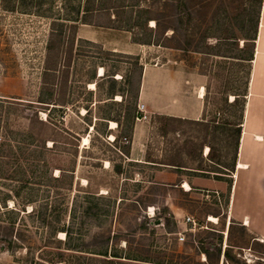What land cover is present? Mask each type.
I'll use <instances>...</instances> for the list:
<instances>
[{
	"label": "rangeland",
	"instance_id": "rangeland-1",
	"mask_svg": "<svg viewBox=\"0 0 264 264\" xmlns=\"http://www.w3.org/2000/svg\"><path fill=\"white\" fill-rule=\"evenodd\" d=\"M183 2L0 0V264H100L99 254L146 260L125 259L130 264H264V239L238 217L232 174L220 175L216 164L234 162V132L225 126L240 119L261 0ZM76 18L125 29L123 43L133 34L146 43L127 52L75 34L55 72L58 82L67 71L66 89L54 92L66 103L49 104L47 119L37 101L46 42L55 30L69 33ZM168 61L206 76L203 119L216 130L148 113L136 119L140 65ZM111 87L123 91L122 102L119 94L107 98ZM234 94L239 103L231 105ZM99 115L119 125L96 121ZM135 123L150 130L141 161L128 156ZM52 205L69 236L41 223Z\"/></svg>",
	"mask_w": 264,
	"mask_h": 264
},
{
	"label": "crops",
	"instance_id": "crops-1",
	"mask_svg": "<svg viewBox=\"0 0 264 264\" xmlns=\"http://www.w3.org/2000/svg\"><path fill=\"white\" fill-rule=\"evenodd\" d=\"M121 31L125 32V29H103L101 25L94 27L82 23L77 26L76 34L80 39L104 46L116 45L122 51H127V47V52L135 51L140 43L132 40L123 43L119 39ZM248 61V85L231 171V201L240 194L238 217L257 237L264 239V0H261L252 55ZM141 68L137 95L146 113L192 121L204 118L206 76L198 69L179 61L143 64ZM149 132L148 127L134 124L128 155L131 160L143 159ZM239 164L242 168L238 167ZM170 174L168 180L172 181L175 176L173 178ZM183 183L190 187L187 180H182L181 186Z\"/></svg>",
	"mask_w": 264,
	"mask_h": 264
},
{
	"label": "trees",
	"instance_id": "trees-1",
	"mask_svg": "<svg viewBox=\"0 0 264 264\" xmlns=\"http://www.w3.org/2000/svg\"><path fill=\"white\" fill-rule=\"evenodd\" d=\"M176 3L178 6H183L184 2L183 0H176ZM179 20H181L180 18V14H179ZM68 28H70V32L69 33H65L66 31L59 29V30H55L54 32H52V34L50 35V38L47 40L46 42V46H45V51H46V57H45V63H44V68H43V73H42V88H41V92H40V97L38 98L39 100H37L38 102L42 103L43 105H46L45 110H48L47 112V119H49L51 116V111L52 109H54L55 107L52 108H48L49 104H53V105H64V103H66V100L64 97L62 96H58L56 94V96H54V92L57 91V86L60 88V90L64 91L66 89L67 86V71H63L62 72V76L60 77V81H56V76H55V72H58V69L56 68L57 63H59L62 54L67 53L68 51H70V48L73 46V43L75 42L76 38H75V34H76V29H77V25H78V19H72L68 22ZM118 28V27H116ZM122 29V28H119ZM132 26H129L128 28H126V30L132 31ZM143 29V28H142ZM175 30V29H173ZM255 38H253L254 40ZM83 42H87L90 43L91 41L82 39ZM132 41L136 42V43H140V44H145L146 42L140 41L138 39H136L134 37H132ZM252 55V53H251ZM134 59L138 60L139 57L138 56H134ZM251 59V56L250 58ZM70 59L67 58V61H63V64H61L63 67L64 66H68V61ZM65 63L67 65H65ZM101 67H105L104 65H100ZM142 67V65H140ZM95 78V71L91 72L90 76L86 79V82H91L93 79ZM119 94L122 98L119 102H122L123 100V91L119 90L116 91L114 90L112 87L106 92L107 98H112L114 95ZM245 96V93L243 94V97ZM62 97V98H60ZM239 103V94H234V98L231 101V105H236ZM243 105L244 103H242L241 106V112H240V119L239 122H236L234 124H229L227 123L225 127H232V130L234 132V145H235V156H234V160L236 157V148H237V142H238V137L240 134V123H241V119H242V113H243ZM88 112V111H87ZM134 115H136V110L134 112ZM163 117V116H162ZM97 120L99 122H102L103 120H112L114 122L117 123V125H119V120L116 117L110 118L108 116H97L96 117ZM166 120L169 121H177V122H181L184 119H180V118H175V117H167L165 116ZM190 122H193L195 124H207L211 123L212 129L216 130L218 124H215L214 121H204V119L202 120H197V121H192V120H187ZM91 125V123H88ZM224 132V131H223ZM118 140V136H115L113 142H117ZM211 149V148H210ZM110 161V160H109ZM216 164L218 165V168L220 169L219 171H217L218 173L221 174H228L229 172H231L233 170V166L231 167V169L229 168H223V166L220 164V161L218 160V162H216ZM177 170H180L181 167H183V165L180 164H174ZM113 170L115 173L120 174L122 172V164L121 163H114L113 164ZM199 170H201L200 168H197ZM224 171V172H223ZM45 213L44 216H40V220L41 223L44 225V227L46 229H48L49 234H56L58 232H63L65 235H70V230H69V224L65 223L64 221L61 222L59 216L56 214V209L55 206L52 205L50 207L45 206ZM55 214V215H54ZM159 219V218H156ZM226 253V252H225ZM102 256V258H99L101 260L100 264H130L129 262H126L125 259H131V260H141V261H146V260H142V259H137V258H129V257H122L119 256L117 254H99ZM206 258H208V254H205ZM223 256H229V254H223ZM91 259L89 260V262L91 263ZM55 263H60L62 264V261H55Z\"/></svg>",
	"mask_w": 264,
	"mask_h": 264
},
{
	"label": "built area",
	"instance_id": "built-area-1",
	"mask_svg": "<svg viewBox=\"0 0 264 264\" xmlns=\"http://www.w3.org/2000/svg\"><path fill=\"white\" fill-rule=\"evenodd\" d=\"M147 113L144 111V105L143 104H138L137 106V110H136V119L137 120H146L147 119ZM186 222L188 223H194L193 219L190 217L186 218ZM181 233H178V235H180ZM184 237L183 235L179 236V240H183Z\"/></svg>",
	"mask_w": 264,
	"mask_h": 264
},
{
	"label": "bare ground",
	"instance_id": "bare-ground-1",
	"mask_svg": "<svg viewBox=\"0 0 264 264\" xmlns=\"http://www.w3.org/2000/svg\"><path fill=\"white\" fill-rule=\"evenodd\" d=\"M98 72H99V75H102V73H103V67H99L98 68ZM202 93V92H201ZM200 93V94H201ZM110 123H111V125L112 126H115L116 124H115V122L114 121H110ZM88 137H89V135L87 134L86 136H84L83 138H82V144L83 145H86L87 143H88ZM206 151H208V147L206 146ZM105 163H108V162H105ZM238 167L239 168H242V165L241 164H239L238 165ZM58 172V171H57ZM182 187L184 188V189H186V190H188V189H190V187H189V185L187 184V183H183L182 184ZM214 218V217H213ZM246 224V223H245Z\"/></svg>",
	"mask_w": 264,
	"mask_h": 264
}]
</instances>
